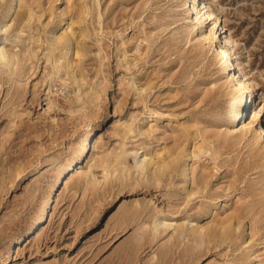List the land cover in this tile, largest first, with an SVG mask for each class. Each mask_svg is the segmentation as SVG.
Instances as JSON below:
<instances>
[{
  "label": "rangeland",
  "instance_id": "1",
  "mask_svg": "<svg viewBox=\"0 0 264 264\" xmlns=\"http://www.w3.org/2000/svg\"><path fill=\"white\" fill-rule=\"evenodd\" d=\"M184 3L0 0V26L15 4L0 44L20 66L10 73L0 65V264H264V156L246 140L224 143L218 134L235 94L218 84L226 78L214 53L230 36L234 70L247 73L252 91L244 94L250 119L264 104V0ZM205 6L219 18L212 48L195 40L212 21L187 34L192 7L203 13ZM25 13L32 14L27 26ZM69 29L66 48L54 43L53 36L64 43ZM66 63L76 84L66 67L62 81L51 77L53 66ZM260 118L264 128V108ZM149 126L150 136L138 135ZM199 148L210 155L180 156L164 173L141 172L128 154L168 161ZM123 151L119 170L104 180L100 162ZM72 163L77 171L62 177L37 225L59 171ZM157 218L182 227L154 230ZM229 222L240 228L227 239L215 226ZM194 224L211 226L202 243ZM33 225L39 230L18 245Z\"/></svg>",
  "mask_w": 264,
  "mask_h": 264
},
{
  "label": "bare ground",
  "instance_id": "2",
  "mask_svg": "<svg viewBox=\"0 0 264 264\" xmlns=\"http://www.w3.org/2000/svg\"><path fill=\"white\" fill-rule=\"evenodd\" d=\"M184 1H185L184 5H187L188 7H190V5H191L190 3L193 1L196 4L197 0H184ZM13 3H14V1H13ZM14 5L15 4L9 5L8 8L6 9L7 11L4 15L7 16V15L11 14L12 12H14ZM82 9L84 10V8H82ZM199 9H200L199 7H192L191 19L189 20L190 27L188 28L187 34L191 35L192 32L198 31L200 29V25L205 24L207 21H212L213 26L210 28V30L204 34H201V33H200V35L198 34V37L195 38L196 42H198L197 45H199V46L200 45H209L212 48L213 47V40H212L213 37L211 35H213L214 38H217V36H216L217 33L215 32V27L218 24L219 18L217 16H214V14L209 10L208 6L201 8L203 10V13H201V10H199ZM51 11H52V9L50 10V12ZM83 12H81V13H83ZM86 12H87V10L85 11V13ZM85 15H87V14H85ZM6 16H3L5 18L3 19L4 23H2V25L0 26V33L1 32L7 33V31L10 29V27H12L10 24L5 22ZM31 19H32V14L31 13H25L21 19V23L22 22L28 23ZM27 23H26V26H27ZM71 25H73V24H71ZM220 25H221V23H220ZM21 32H22V30L19 28H17L15 30V33H14L15 39L19 37V34ZM70 34H72V31L70 29L64 33V37H66V41H64V43L62 41L61 36H53L54 37V43H58V44L62 43L63 48H66L69 44V41H70V39H69ZM72 35H74V34H72ZM233 43H234V41L231 39V37L227 36V37H225L224 44H220L219 47H216V49L214 50L215 58L219 61V65H220L219 71L223 75L222 78H226V80L224 82H222L220 79L218 81V84L220 83L221 86L227 85L228 89H230V92L235 94V98L233 99L232 103L230 105L224 107L223 113H222V115H220L221 120L225 119L227 121V126H226V128H224V130H222V131L220 130V132L218 134L220 137L223 138L224 143L231 142L232 144H237V143H240L241 141L243 142V140H246V143H248V145L250 147L256 148L264 156V143L262 142L263 135H264V128H263V126L260 125V122H261L260 114H261L262 108H264V104L262 107H256L252 111V115H251L250 119H248L249 117H245V115H243V112L245 110H248L247 98H245L244 94H245V92H248L249 96L252 97V91L250 90L249 86L246 83L247 73H245L246 75L242 74L241 70H240V73L242 74V75H240L239 70H238V73H237V71L235 72V70H234L233 58L231 55V46H230V44L232 45ZM1 44H0V65H3L4 70L9 71L10 73H14L15 71L18 72L20 70V66L18 64V61L16 60V62H13L12 58H14V55L10 54L4 48V46H2ZM50 45H52V43ZM77 54L78 53H76V55ZM125 55H127V54H125ZM67 56H68V54H67ZM62 58H63V60L65 59V53H63ZM70 63H68V64L66 63L65 66H63V65H60L59 67L53 66V73H52L51 77L53 79H59L62 81L60 71L63 67H66L67 68L66 69V75L68 76V79L70 80V82L76 84L77 83V78L75 77L76 74H74V70H73L74 68H72V64H70ZM227 76L230 78L228 79ZM250 102H251V100H250ZM49 103H51V101ZM237 119L238 120L241 119L239 124H236ZM247 120H248V122L245 123V121H247ZM129 126L127 127V132L130 133V132H132V128H131V126L130 127ZM136 129H137V127H136ZM93 131H94V127L89 128L88 134L89 133L92 134ZM152 132H153V129L151 126H149L147 130H142L140 128L138 129V135H140V136H150L152 134ZM86 148H87V145L85 144L80 149L79 152H81V154H79V156L77 157V160L82 159L83 153L85 152ZM208 152H210V150H203V149H200L199 153L196 155H194L192 152L190 153V152H186V151H181L179 153L176 152L177 154L172 155L168 159V161H165V160L163 161V159L161 158V156L159 154H152L151 152H145V153L141 152L139 154L137 151H133V152H130L128 154L132 155L135 158V166L141 172H144L147 169V167L153 166V167H155L156 171L164 173L169 168L171 163H175V161H177L180 156H182L183 158L189 159L191 157V155H193V157L195 159H199L200 155H203V154L205 155L206 153L208 154ZM124 153H125V151L121 152L120 154H116L112 161L105 160V161L100 162L99 166H101L103 169L102 175H103L104 180H106L109 176H111V174L114 171L119 170V166L122 165ZM138 154H139V156H138ZM208 155H210V154H208ZM112 169H114V170H112ZM76 171H77V164H73V163L70 164L68 168L59 171L57 178L54 182V185L52 186V191L49 193L48 199L45 202V207L43 208V211L41 212V214L38 216V219L36 221V223L38 222L37 225L41 224V226H42V222H43L44 218H45L44 222L47 220L48 213L46 212V210L49 207L51 208V206L53 204L52 195L55 191L57 192L60 189V186L62 183V177L64 175H66V174L68 175L70 173L73 175ZM181 173L184 176V178L187 177L188 175H190L188 173L186 163H185L184 168H183ZM88 174L85 175L87 178L86 183L90 184L92 181L88 180ZM197 193L198 192L192 191L190 193V195H195ZM161 218L163 219V217H161ZM153 225H154V227H153L154 230H158L159 226H162L163 228H165V230L170 229V228L173 230H176V229H179L182 227L180 224H177V223L174 224L172 221L168 222L165 219L159 221L158 218L155 219ZM192 226L193 227L191 229V233L193 235H196L198 240L200 241V243H202L204 240L206 232H208V230L211 226H209V225L208 226H206V225H203V226L199 225L198 226L197 224H194ZM39 228H40V226L38 228L36 225L31 226L28 229L29 232L25 236V239H23V238L19 239L18 245L19 244L21 245L26 239H29L35 231L39 230ZM215 228L219 230V232L222 236L227 238L230 232L232 233V231H234L235 229H236V231H238V229L240 227L238 225L234 228V227H232V224L229 222L226 225H218V226L216 225Z\"/></svg>",
  "mask_w": 264,
  "mask_h": 264
}]
</instances>
